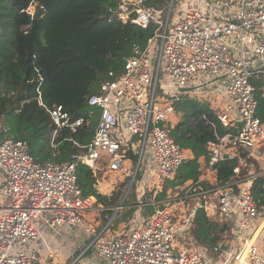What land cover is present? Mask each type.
Instances as JSON below:
<instances>
[{"label":"built area","instance_id":"built-area-1","mask_svg":"<svg viewBox=\"0 0 264 264\" xmlns=\"http://www.w3.org/2000/svg\"><path fill=\"white\" fill-rule=\"evenodd\" d=\"M182 1L155 9L147 0H119V21L155 30L144 49L133 47L122 74L88 98L100 117L81 154L64 163H41L26 142L0 140V200L7 203L0 210V264L53 259L39 224L60 237L85 231L91 239L84 254L92 252L101 264H264V205L252 194L253 183L264 178V121L256 114L253 84L259 76L264 85V0ZM31 7L27 11L33 14ZM185 98L206 103L224 128L236 132L208 143L209 160H199L202 179L158 200L165 181L187 159L168 124L178 114L174 104ZM46 110L57 130L75 132L84 125L83 118L73 120L61 106ZM130 152L137 159L128 189L140 172L136 191L139 198L145 190L150 196L138 207L152 206L153 213L122 232L112 228L113 216L103 226L90 225L94 201L81 194L77 166H87L95 176L120 172ZM226 159L237 163L233 179L221 185L214 165ZM249 159L259 171L250 168ZM202 182L211 187L203 189ZM261 194L264 198V180ZM200 208L214 220L233 219L230 237L212 254L191 238ZM38 241L45 257L38 248H27Z\"/></svg>","mask_w":264,"mask_h":264},{"label":"trees","instance_id":"trees-1","mask_svg":"<svg viewBox=\"0 0 264 264\" xmlns=\"http://www.w3.org/2000/svg\"><path fill=\"white\" fill-rule=\"evenodd\" d=\"M168 1L147 0V6L161 9ZM118 2L0 0V140L11 138L26 142L30 155L41 163L68 162L85 150L83 147L91 142L100 117V111L88 105V98L100 94L104 82L122 74L125 59L133 47L144 49L155 30L154 25L142 29L119 21ZM30 6L34 7L33 14L27 11ZM256 98V114L264 121L261 91L256 92ZM44 106L48 109L61 106L73 120L83 118L84 125L75 132L66 128L57 130ZM174 107L180 119L172 128V138L190 151L192 158L179 166L173 179L165 181L158 200L187 182H198L202 175L199 160H209L208 143L230 131L221 125L206 103L185 98ZM129 156L132 162L136 161V155L130 152ZM236 163V159H226L214 165L219 184L233 179ZM249 165L255 171L260 170L253 159H249ZM76 175L82 196L92 197L95 205L102 207L98 213L103 226L113 216L114 207L122 197L121 187L130 177L110 196H104L97 191L98 177L90 168L79 164ZM140 176L139 172L137 180ZM263 180L257 178L252 187L259 206L264 205ZM199 185L203 189L211 187L206 182ZM134 192L135 187L123 203V213H116L112 227L131 220L138 208ZM147 197L145 202L149 200ZM145 207L150 216L153 207ZM232 220L231 217L214 220L203 208L198 209L190 232L192 241L212 254L219 242L230 237Z\"/></svg>","mask_w":264,"mask_h":264},{"label":"rangeland","instance_id":"rangeland-1","mask_svg":"<svg viewBox=\"0 0 264 264\" xmlns=\"http://www.w3.org/2000/svg\"><path fill=\"white\" fill-rule=\"evenodd\" d=\"M186 2L187 0H183L181 4L184 5ZM30 9L33 10V7H31ZM110 174L111 173H109V175ZM117 178L120 179V176H116V179ZM122 178H124V176ZM139 180L140 178L136 180V182L137 181L139 182ZM123 182H125V180H123ZM136 182L134 183L135 185H133L130 190L128 189L130 181L128 183L126 182L123 188L121 187L122 197L115 205L114 210L119 205V203L121 202L122 198L124 197L126 193H128V195L131 194L132 189L134 187L138 191L139 184L138 183L136 184ZM137 191H136V194L134 192V194L136 195L137 202L141 201L144 203L147 197V193L149 192L145 190V192L142 194V197L139 198V193ZM147 199L149 198L147 197ZM97 209H98L97 205L94 204L92 211L87 216V219H101L100 214L97 213L96 211ZM119 213L122 214L123 210L120 209ZM148 216H149V210L145 206L141 208L138 207L135 213L133 214L131 220L128 223H125V224L122 223V224H119L117 228H114V227L112 228L116 232L126 231L130 229L131 227L136 226L138 223L140 224V222H142V220L146 219ZM262 224H264V222ZM39 226L42 230L43 238L50 242L49 246L54 252L53 259L46 260L45 264H101L100 263L101 261L97 259L96 257H94V254L92 252L87 255L84 254V250L86 246L89 244V241L91 239V236L88 235L85 231L81 229H76L72 231L70 234H68L67 236L60 237V236H54L53 232H50L48 228L45 227L44 225L39 224ZM100 226L101 224H99L97 227H100ZM63 234L64 233H61V235ZM38 242L41 243L40 241ZM38 242L35 243V246L36 244L38 245ZM33 245L34 244H29L27 248L30 249ZM37 248L40 251L41 255L46 254V251L42 243H41V247L38 246Z\"/></svg>","mask_w":264,"mask_h":264},{"label":"crops","instance_id":"crops-1","mask_svg":"<svg viewBox=\"0 0 264 264\" xmlns=\"http://www.w3.org/2000/svg\"><path fill=\"white\" fill-rule=\"evenodd\" d=\"M259 78V76H256L255 78H254V83H256V84H258V86L259 87H257V91H261L262 92V94L264 93L263 92V90H264V85H263V83L262 82H260V80L258 79ZM190 99V98H189ZM194 100V99H193ZM199 102V101H198ZM203 103V102H202ZM179 119H180V114H176L175 116H171V117H169V125L173 128L177 123H178V121H179ZM188 158H192V154H191V152L190 151H188L187 150V159ZM202 159V158H201ZM148 160H149V158H148ZM261 167H263L264 168V161H262L261 162ZM148 168V167H147ZM133 169H134V165H133V162H132V160H127L126 162H125V167L122 169V171H120V172H106V173H104V174H99V175H97V177H98V181H97V186H96V188H97V191L100 193V194H102V195H104V196H110L111 195V193L114 191V190H116L118 187H119V185L120 184H122V182H123V180H125L126 181V179L128 178V177H130V175H131V172L133 171ZM109 173H111L110 175H109ZM146 175V174H145ZM116 176H120V179H116ZM124 176V178H122ZM200 179H202V175L200 176ZM130 180H131V177H130ZM129 180V181H130ZM190 182H187V183H185L184 185H188ZM119 184V185H118ZM151 186V185H150ZM150 186L148 187V189L150 188ZM150 193V192H149ZM127 198V197H126ZM126 200V199H125ZM93 201H94V204H95V200L93 199ZM139 202H141V201H139ZM139 202H138V204H139ZM6 204L7 203H4L3 201H1L0 200V210L2 209V208H4L5 206H6ZM138 204H137V206H138ZM97 207H98V209L96 210L97 211V213L99 212V211H101V209H102V207L100 206V205H97ZM145 220V219H144ZM144 220H142V221H144ZM87 222L90 224V225H92V226H95V227H97L99 224H101V219H87ZM141 223V222H140ZM125 224V223H124ZM263 232H264V230H263ZM46 241H48V240H46ZM41 242V241H40ZM49 242V241H48ZM38 246H40L41 247V243H39L38 242V245L36 244V246H35V244L33 245V247H38ZM43 257H45V255L43 256ZM45 262H46V259L44 258V259H42V262L40 263V264H45Z\"/></svg>","mask_w":264,"mask_h":264},{"label":"water","instance_id":"water-1","mask_svg":"<svg viewBox=\"0 0 264 264\" xmlns=\"http://www.w3.org/2000/svg\"><path fill=\"white\" fill-rule=\"evenodd\" d=\"M136 174H137V171H136V173H135V177H136ZM132 181H134V178L131 180V182H132ZM132 184H133V183H132ZM132 184H131V185H132ZM130 189H131V187H130ZM130 189H129V190H130ZM127 195H128V193H126V194L124 195V197L122 198V200H121V202L119 203V205L115 208V210H114V214H113V217H115L116 213H117L120 209H122L123 203H124V201H125Z\"/></svg>","mask_w":264,"mask_h":264}]
</instances>
